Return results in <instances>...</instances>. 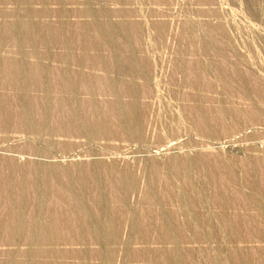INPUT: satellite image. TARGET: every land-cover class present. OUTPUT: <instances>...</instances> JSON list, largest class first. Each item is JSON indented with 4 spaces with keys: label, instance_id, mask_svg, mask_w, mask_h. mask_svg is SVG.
<instances>
[{
    "label": "rangeland",
    "instance_id": "1",
    "mask_svg": "<svg viewBox=\"0 0 264 264\" xmlns=\"http://www.w3.org/2000/svg\"><path fill=\"white\" fill-rule=\"evenodd\" d=\"M0 264H264V0H0Z\"/></svg>",
    "mask_w": 264,
    "mask_h": 264
}]
</instances>
